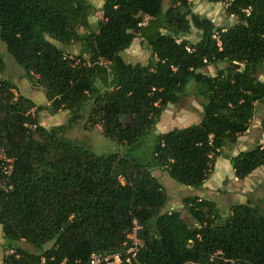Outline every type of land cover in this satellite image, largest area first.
Wrapping results in <instances>:
<instances>
[{
	"label": "trees",
	"instance_id": "16d2710c",
	"mask_svg": "<svg viewBox=\"0 0 264 264\" xmlns=\"http://www.w3.org/2000/svg\"><path fill=\"white\" fill-rule=\"evenodd\" d=\"M207 1L226 3L236 21L217 26L192 0L167 7L164 0H104L96 29L90 0H0V38L48 99L37 104L17 94L2 77L0 55V225L9 249L3 264H89L93 252L123 248L134 219L142 225L140 264H264L259 205L235 203L223 215L215 201L189 195L184 217L167 209L169 195L153 173L161 169L201 188L224 146L237 142L264 103V0ZM193 27L196 41L188 37ZM136 37L151 51L146 64L122 55ZM74 42L81 44L77 54L69 49ZM209 65L215 74L205 71ZM192 80L201 119L155 133ZM45 109L67 110L68 121L46 127L39 119ZM86 114L124 151L96 154L75 143L68 131ZM146 145L151 157L138 161L132 153ZM227 158L243 180L264 165V142Z\"/></svg>",
	"mask_w": 264,
	"mask_h": 264
},
{
	"label": "rangeland",
	"instance_id": "374dc122",
	"mask_svg": "<svg viewBox=\"0 0 264 264\" xmlns=\"http://www.w3.org/2000/svg\"><path fill=\"white\" fill-rule=\"evenodd\" d=\"M167 7L170 0H164ZM193 9L195 12L208 16L217 26L233 24L236 21L235 16L227 13L226 3H212L207 0H192ZM94 15V16H93ZM92 28L97 29V23L102 19L101 13H93ZM189 39L196 41L199 38L197 28H192V33L188 36ZM60 45V42L54 40ZM81 44L74 42L70 46V52L77 54L80 52ZM0 55L4 60L5 68L2 72V77L16 84L17 92L29 96L37 103L45 104L47 96L45 89L42 87L28 91L27 84L31 86L30 81L24 76V68L15 61L14 57L7 51L6 44L0 38ZM122 55L133 63L140 62L146 64L150 58L151 51L147 44L140 37H136L132 45L122 52ZM224 64L221 63L220 66ZM206 72L215 74L216 68L214 65H209ZM261 79H264V68L262 69ZM196 83L192 80L187 87V94L182 95L178 104L170 103L164 110L162 117L153 129L155 133L168 131L174 127H184L189 123L195 122L198 119L197 111L200 109L201 99L195 94ZM69 112L59 111L53 113L50 109L43 110L39 119L46 127H51L57 124H63L68 121ZM264 122V103L259 102L256 105L255 116L250 124V130L247 136L240 138L236 143H227L222 155L218 160V173H215L212 178L219 184L216 192L206 197L217 203L223 215H227L231 205L235 203L253 202L259 205L264 210V166L255 170L247 179L236 180L234 170L227 159L230 155H235L242 150L253 148L258 141L264 140L262 124ZM69 137L77 144L90 148L96 154H111L121 152L124 149L117 141L104 135L101 124L95 126L88 123L87 114L78 122L74 123L68 131ZM245 135V134H243ZM134 156L138 161L147 162L150 157V146L146 145L139 150L133 151ZM165 186L169 195L167 209L179 210L184 217H188L183 206L182 197L185 194H204V190L194 188L185 184H181L173 179L168 172L159 170L155 172ZM220 176V180L218 179ZM213 183V181H212ZM9 252L6 245V240L3 236L2 226L0 225V264H3L4 256Z\"/></svg>",
	"mask_w": 264,
	"mask_h": 264
},
{
	"label": "built area",
	"instance_id": "2783aa9c",
	"mask_svg": "<svg viewBox=\"0 0 264 264\" xmlns=\"http://www.w3.org/2000/svg\"><path fill=\"white\" fill-rule=\"evenodd\" d=\"M180 38L177 39V42H180ZM190 50V48H188ZM86 57V55H85ZM64 58L74 59L72 54H64ZM80 59H77L76 62H79ZM98 62L107 64L103 58H99ZM88 64H91V60H88ZM2 157L6 162L11 161L10 158H7L4 153ZM12 168L11 164L4 165V171L9 173ZM141 223L134 219L132 230L127 234V241L124 243L123 248L116 252H93L89 258V264H140L138 261L140 249L144 246V240L139 236L141 230ZM222 254L221 250H218L211 256L213 260L217 255Z\"/></svg>",
	"mask_w": 264,
	"mask_h": 264
},
{
	"label": "crops",
	"instance_id": "0c3cea01",
	"mask_svg": "<svg viewBox=\"0 0 264 264\" xmlns=\"http://www.w3.org/2000/svg\"><path fill=\"white\" fill-rule=\"evenodd\" d=\"M91 1V3L96 7V13H101L102 14V10H101V8H102V6H103V4H104V0H90ZM94 16V15H93ZM91 17H92V15L90 16V21L92 22V19H91ZM133 43V42H132ZM132 45V44H131ZM70 49V48H69ZM27 88H29V90L28 91H32V90H34L35 88H34V86H30V85H28L27 84V86H26ZM16 93L17 94H22V92H20V93H18L17 91H16ZM24 95V94H23ZM27 96V95H26ZM29 97V96H28ZM32 99V98H31ZM35 101V100H34ZM36 102V101H35ZM37 103V102H36ZM37 104H41V103H37ZM48 104V99H47V102H45V104L44 105H47ZM197 114L199 115L198 116V119L197 120H195V122H198L200 119H201V115H202V106H201V104H200V109L197 111ZM163 115V114H162ZM162 117V116H161ZM195 122H193V123H195ZM190 124H192V123H189L188 125H190ZM188 125H186V126H188ZM185 127V126H184ZM175 128V127H174ZM249 132H251V130H250V128L246 131V132H244L243 134H245V135H240L239 136V138H238V140H240V138H242V137H245V136H247V134L249 133ZM237 140V141H238ZM258 142H264V140H262V141H258ZM257 143V142H256ZM255 143V144H256ZM254 144V145H255ZM228 159V158H227ZM218 160H219V158H217V160H216V164H215V169H214V171H213V173L210 175V177L206 180V182L204 183V185L201 187V188H199L200 190H204V194H200V193H196V194H185L183 197H182V200H183V198L185 197V196H189V195H198V196H200V197H203V198H207L206 196L207 195H211V194H214L215 192H216V188H219V184H217L216 183V181H215V179L213 180V178H212V176L215 174V173H218V171H217V169H218ZM229 160V159H228ZM229 162H230V160H229ZM264 166V165H263ZM263 166H260V167H263ZM259 167V168H260ZM259 168H257V169H259ZM256 169V170H257ZM159 170H161V169H154L153 170V173L155 174V175H157V176H159L158 174H156L155 172H157V171H159ZM234 170V169H233ZM255 171V170H254ZM253 171V172H254ZM252 172V173H253ZM251 173V174H252ZM250 174V175H251ZM249 175V176H250ZM248 176V177H249ZM248 177H246L245 179H247ZM236 180H237V178H236V176L234 177ZM219 180H220V176H219V178H218ZM239 180V179H238ZM212 181H213V183H212ZM207 199H209V198H207ZM241 202V201H240ZM239 202V203H240ZM170 210V209H169Z\"/></svg>",
	"mask_w": 264,
	"mask_h": 264
},
{
	"label": "water",
	"instance_id": "95a60500",
	"mask_svg": "<svg viewBox=\"0 0 264 264\" xmlns=\"http://www.w3.org/2000/svg\"><path fill=\"white\" fill-rule=\"evenodd\" d=\"M170 33L172 34V32H170ZM184 34H185V33L183 32L182 35H184ZM236 65H238V64H236ZM197 71H200V69H197Z\"/></svg>",
	"mask_w": 264,
	"mask_h": 264
}]
</instances>
